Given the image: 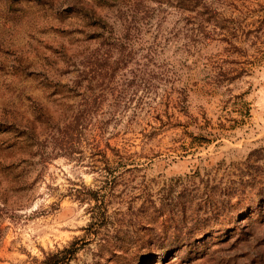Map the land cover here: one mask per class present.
<instances>
[{"label":"clouds","instance_id":"9594fccd","mask_svg":"<svg viewBox=\"0 0 264 264\" xmlns=\"http://www.w3.org/2000/svg\"><path fill=\"white\" fill-rule=\"evenodd\" d=\"M0 264H264V0H0Z\"/></svg>","mask_w":264,"mask_h":264}]
</instances>
